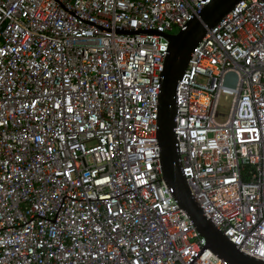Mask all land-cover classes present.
I'll return each instance as SVG.
<instances>
[{"label":"built area","instance_id":"built-area-1","mask_svg":"<svg viewBox=\"0 0 264 264\" xmlns=\"http://www.w3.org/2000/svg\"><path fill=\"white\" fill-rule=\"evenodd\" d=\"M210 1L0 0V264H229L173 199L156 134L162 34ZM175 102L192 196L264 261V0L207 30Z\"/></svg>","mask_w":264,"mask_h":264},{"label":"water","instance_id":"water-1","mask_svg":"<svg viewBox=\"0 0 264 264\" xmlns=\"http://www.w3.org/2000/svg\"><path fill=\"white\" fill-rule=\"evenodd\" d=\"M242 0H211L186 27L176 33H164L167 55L160 73V93L157 103L156 134L160 148L162 179L171 189L173 199L183 209L197 232L205 240V248L229 264H264V261L243 253L203 212L182 174L178 143L173 131L176 112L175 90L187 66L192 50L207 30L217 25ZM118 32L128 33L122 29ZM133 32V31H131Z\"/></svg>","mask_w":264,"mask_h":264},{"label":"rangeland","instance_id":"rangeland-1","mask_svg":"<svg viewBox=\"0 0 264 264\" xmlns=\"http://www.w3.org/2000/svg\"><path fill=\"white\" fill-rule=\"evenodd\" d=\"M231 82L230 84L233 85L234 84V80H235V76H231ZM229 104V99H225L224 97L221 98V102H220V108H219V111L220 110H223L225 113L228 112V109H227V106Z\"/></svg>","mask_w":264,"mask_h":264}]
</instances>
